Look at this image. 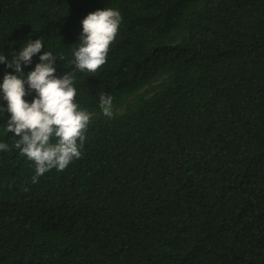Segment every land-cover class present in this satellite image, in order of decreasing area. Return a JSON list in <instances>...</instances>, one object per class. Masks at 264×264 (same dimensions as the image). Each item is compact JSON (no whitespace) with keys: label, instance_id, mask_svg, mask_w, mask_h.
<instances>
[{"label":"trees","instance_id":"16d2710c","mask_svg":"<svg viewBox=\"0 0 264 264\" xmlns=\"http://www.w3.org/2000/svg\"><path fill=\"white\" fill-rule=\"evenodd\" d=\"M108 7L107 62L74 86L114 114L90 121L79 159L33 183L0 93V264H264V0H0V52L42 38L22 71L51 51L62 77Z\"/></svg>","mask_w":264,"mask_h":264},{"label":"clouds","instance_id":"9594fccd","mask_svg":"<svg viewBox=\"0 0 264 264\" xmlns=\"http://www.w3.org/2000/svg\"><path fill=\"white\" fill-rule=\"evenodd\" d=\"M121 23V13L110 7L88 14L81 22L80 42L71 48L73 70L62 77L55 74L58 59L51 51L39 55V63L27 76L22 71V66H30L32 58L41 53L42 38L29 40L11 60L0 52V64L15 71V75L6 73L0 84L10 114L5 130L13 136L12 147L35 165L33 183L52 169L63 171L79 159L90 121L113 116V97L103 93L98 98L101 112L82 109L74 82L77 72L94 74L106 64ZM32 92L35 98L29 103L24 97ZM7 150L9 144L0 143V151Z\"/></svg>","mask_w":264,"mask_h":264},{"label":"rangeland","instance_id":"374dc122","mask_svg":"<svg viewBox=\"0 0 264 264\" xmlns=\"http://www.w3.org/2000/svg\"><path fill=\"white\" fill-rule=\"evenodd\" d=\"M143 91H144V90H143ZM143 91H141V92H143ZM135 98H136V97L134 96L133 99L135 100ZM133 99H132V100H133ZM131 103H133V101H131ZM123 111H124V109H120V110H119V112H123Z\"/></svg>","mask_w":264,"mask_h":264}]
</instances>
